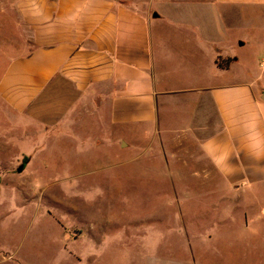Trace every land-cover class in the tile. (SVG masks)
I'll list each match as a JSON object with an SVG mask.
<instances>
[{
    "label": "crops",
    "instance_id": "obj_1",
    "mask_svg": "<svg viewBox=\"0 0 264 264\" xmlns=\"http://www.w3.org/2000/svg\"><path fill=\"white\" fill-rule=\"evenodd\" d=\"M10 1L12 115L36 111L34 126L76 141L72 108H105L113 128L200 135L229 189L264 184V0ZM51 111L56 122L38 121Z\"/></svg>",
    "mask_w": 264,
    "mask_h": 264
},
{
    "label": "rangeland",
    "instance_id": "obj_2",
    "mask_svg": "<svg viewBox=\"0 0 264 264\" xmlns=\"http://www.w3.org/2000/svg\"><path fill=\"white\" fill-rule=\"evenodd\" d=\"M10 2L0 75L19 34ZM72 109L76 141L38 129L36 111L12 115L0 95L1 264H264V184L226 187L196 133L117 129L105 108Z\"/></svg>",
    "mask_w": 264,
    "mask_h": 264
},
{
    "label": "water",
    "instance_id": "obj_3",
    "mask_svg": "<svg viewBox=\"0 0 264 264\" xmlns=\"http://www.w3.org/2000/svg\"><path fill=\"white\" fill-rule=\"evenodd\" d=\"M24 169H25V166L22 165V166L18 169V173H19V174L23 173Z\"/></svg>",
    "mask_w": 264,
    "mask_h": 264
},
{
    "label": "trees",
    "instance_id": "obj_4",
    "mask_svg": "<svg viewBox=\"0 0 264 264\" xmlns=\"http://www.w3.org/2000/svg\"><path fill=\"white\" fill-rule=\"evenodd\" d=\"M220 64V63H219ZM225 65H226V63L224 64V63H222L221 62V64H220V66L222 67V68H225Z\"/></svg>",
    "mask_w": 264,
    "mask_h": 264
}]
</instances>
